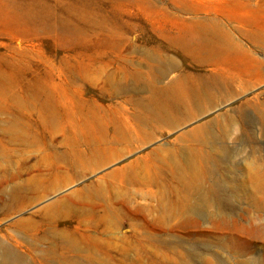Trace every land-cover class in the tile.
Masks as SVG:
<instances>
[{
	"label": "rangeland",
	"instance_id": "rangeland-1",
	"mask_svg": "<svg viewBox=\"0 0 264 264\" xmlns=\"http://www.w3.org/2000/svg\"><path fill=\"white\" fill-rule=\"evenodd\" d=\"M233 1L0 0V124L10 119L27 134L23 140H10L0 133V190L33 176L61 181L56 191L41 200L0 215V236H8L11 223L39 207L72 195L76 213L68 228L90 246V258L77 256V261L264 264V194L260 191L254 203L233 193L230 208L214 201L207 181L192 191L188 202L173 208L174 179L150 173L134 182L121 171L161 143L176 146L179 135L225 116L247 99L264 101V75L238 92L248 77L244 71L264 66V43L250 34L256 30L264 36V0ZM206 18L218 22L227 39L216 44L218 48L237 49L233 58L223 53L200 62L182 49L185 43L189 50L199 43L194 21ZM112 42H119L120 48L112 50ZM163 62L173 67L166 78L158 73ZM99 67L104 71L96 81L80 78L81 72L95 73ZM111 72L116 74L118 93L103 88ZM168 78L175 80L174 90L183 99L173 119L137 122L136 115L144 113L153 89L163 87ZM227 84L237 94L230 95ZM46 109L57 111V126L42 121ZM246 114L251 124L234 113L233 132L218 136L214 144L242 148L237 159L253 149L264 159V123L252 108H246ZM117 126L127 137L147 130L149 139L144 144L132 142L128 152L100 169L62 180L71 175L70 161L91 153L93 137H104L112 149L119 146L113 140ZM209 126L214 128L215 123ZM187 145L180 141V149L193 152ZM111 169L119 171L117 193L106 210L109 216L101 220L97 217L103 210L101 203L90 200L81 189ZM229 174L220 163L212 178L220 182ZM6 243L15 247L9 238ZM19 250L29 258L24 246Z\"/></svg>",
	"mask_w": 264,
	"mask_h": 264
},
{
	"label": "bare ground",
	"instance_id": "bare-ground-1",
	"mask_svg": "<svg viewBox=\"0 0 264 264\" xmlns=\"http://www.w3.org/2000/svg\"><path fill=\"white\" fill-rule=\"evenodd\" d=\"M237 1L241 4L243 1L249 0H234L233 2L236 3ZM254 5L257 7L258 3ZM194 23L199 33V43L191 50H189L186 43L183 44L182 49L184 51L187 53L190 51L194 58L200 62L216 58L223 53H227L231 58L235 56L237 49L229 48V46L218 48V45H216L218 43L223 44L227 40L223 36L218 22L206 18L196 19ZM250 34L254 41L264 43V36L258 31L251 30ZM119 35L122 34L119 33ZM260 38H263V40H259ZM110 48L112 50L119 49V42H112ZM263 67L258 64L253 72L246 69L244 72L248 77L241 81L238 92L246 91L260 82L264 75ZM172 69L173 67L163 62L158 69L159 76L166 78ZM103 71L104 69L99 67L95 73L84 71L79 76L83 81L94 82ZM103 88L110 93H118L119 88L117 87L115 73L111 72V74L105 76ZM175 88V80L168 78L163 87L153 89V94L149 98V105L145 107L144 113L136 115L137 122L153 119L172 120L171 116L183 100L180 99V91L174 90ZM226 88L230 95L237 94V91L233 90L230 84H227ZM248 107L252 108L258 114L260 121L264 123V101L259 103L257 99H247L235 110H229L225 116L221 114L214 118L211 122L215 123L214 128L209 126L210 122L194 127L177 137L176 146L171 147L161 143L149 152L123 165L121 171H126L127 180L134 182L145 179L150 173L174 179L176 185H173L171 190L173 198L171 206L173 208H180V204L188 202L192 191L204 185L207 181V190L217 203L225 202L232 208L233 193L241 194L242 197L245 196L249 202L251 200L253 203L256 202L255 195H257V192L260 191L264 194V159L259 155L258 150L253 149L251 154L237 159V156L242 153V148L226 149L219 144H214L218 136H227L233 132L232 130L236 124L234 113L242 120L245 119L246 124L252 123L248 120L246 114V108ZM43 115L44 119L42 121L53 123L56 126L59 123L56 110L46 109ZM93 118L96 120L95 116ZM0 133L10 140L27 138V134L23 129L10 119L0 124ZM137 133L127 137L120 126L115 127L113 140L119 146L113 149L104 137H93L94 142H90L91 153L79 160L70 161L72 166L70 168L71 175L62 180L79 176L80 173L86 170L95 171L112 163L129 151L132 142L147 143L150 132L143 130ZM182 140L188 142L187 147L194 148L193 152L185 150V147L180 149V141ZM2 154L3 152L0 150V156ZM220 163L228 167L230 174L227 179L222 178L220 182H217L216 178L213 179L212 177L216 175ZM78 168L81 169L78 170ZM118 172L117 169H111L92 184L81 189V192L87 195L90 200L101 203L103 210L97 212V217L101 220H105L109 216V211L106 212V210L111 209L110 201L117 193L114 190V185ZM60 182L59 179L56 182V180L50 178L33 176L16 183L13 182L14 184L7 189L1 188L0 215L20 211L41 200L46 195L56 191L61 186ZM249 190L251 191L250 195L248 194ZM77 193L78 191L74 194ZM71 197L72 195L51 201L36 209L30 216L11 223L8 228L11 233L8 236H0V264H86V260L77 261L75 257L84 255L82 257L85 259L90 258L88 253L90 246L79 241L68 228V224L73 221L71 215L76 213V209L71 205ZM163 210L165 211V209ZM163 216L160 215V218H163ZM7 238L15 242V247L6 243ZM20 246L25 247V252L29 258H26L19 250Z\"/></svg>",
	"mask_w": 264,
	"mask_h": 264
}]
</instances>
